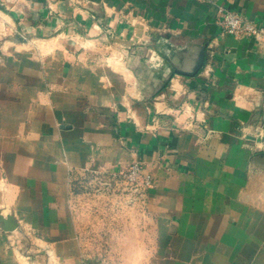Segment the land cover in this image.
Listing matches in <instances>:
<instances>
[{"label": "crops", "instance_id": "0c3cea01", "mask_svg": "<svg viewBox=\"0 0 264 264\" xmlns=\"http://www.w3.org/2000/svg\"><path fill=\"white\" fill-rule=\"evenodd\" d=\"M219 5L264 24V0H0V264H88L73 179L132 161L154 185L123 259L264 264V52Z\"/></svg>", "mask_w": 264, "mask_h": 264}, {"label": "rangeland", "instance_id": "374dc122", "mask_svg": "<svg viewBox=\"0 0 264 264\" xmlns=\"http://www.w3.org/2000/svg\"><path fill=\"white\" fill-rule=\"evenodd\" d=\"M72 186L88 264H130L131 259L122 258V249L131 245L123 242V236L129 240L133 237L137 227L132 226V211L143 212L146 198L135 199L134 186L129 181L101 172L79 174Z\"/></svg>", "mask_w": 264, "mask_h": 264}, {"label": "built area", "instance_id": "2783aa9c", "mask_svg": "<svg viewBox=\"0 0 264 264\" xmlns=\"http://www.w3.org/2000/svg\"><path fill=\"white\" fill-rule=\"evenodd\" d=\"M216 21L225 34L254 39L261 51L264 52V24L246 18L236 11L219 5L216 11ZM98 173V172H96ZM113 179L124 178L134 186L135 199L145 200L148 190L154 185L153 179L144 171L143 164L133 161L128 168L119 171L101 172Z\"/></svg>", "mask_w": 264, "mask_h": 264}, {"label": "water", "instance_id": "95a60500", "mask_svg": "<svg viewBox=\"0 0 264 264\" xmlns=\"http://www.w3.org/2000/svg\"><path fill=\"white\" fill-rule=\"evenodd\" d=\"M17 36L21 38L19 34ZM203 61H204V56H201L196 70L192 72L191 74L196 73L200 69V67L203 64ZM18 227H19V223L13 214L9 213L7 215H4L0 211V229L9 232V231L16 230Z\"/></svg>", "mask_w": 264, "mask_h": 264}]
</instances>
